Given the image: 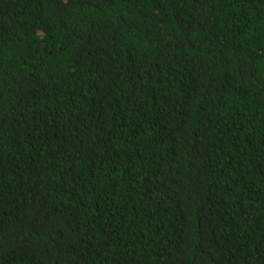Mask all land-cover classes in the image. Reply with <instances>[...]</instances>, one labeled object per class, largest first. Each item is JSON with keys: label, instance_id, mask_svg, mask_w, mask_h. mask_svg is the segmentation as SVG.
Returning a JSON list of instances; mask_svg holds the SVG:
<instances>
[{"label": "trees", "instance_id": "trees-1", "mask_svg": "<svg viewBox=\"0 0 264 264\" xmlns=\"http://www.w3.org/2000/svg\"><path fill=\"white\" fill-rule=\"evenodd\" d=\"M0 264H264V0H0Z\"/></svg>", "mask_w": 264, "mask_h": 264}]
</instances>
